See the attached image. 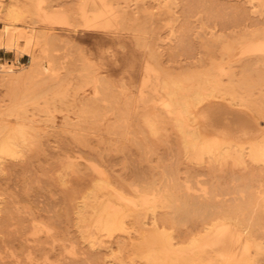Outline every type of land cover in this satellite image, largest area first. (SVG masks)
I'll return each instance as SVG.
<instances>
[{"label":"rangeland","instance_id":"374dc122","mask_svg":"<svg viewBox=\"0 0 264 264\" xmlns=\"http://www.w3.org/2000/svg\"><path fill=\"white\" fill-rule=\"evenodd\" d=\"M83 9L91 16L98 14L102 20L97 18L103 24L97 28H86ZM58 11L67 13L68 23L51 19L54 18L52 13ZM115 13H118L117 18ZM11 30L16 38L9 42ZM262 43L264 0H0V126L6 125L13 130L21 122L26 126L23 127L25 133L20 136L22 140L19 139V153H0V183L1 186H11L9 189L17 192L18 204L22 205L20 217L27 226L48 222L54 227L56 224L57 228L51 234L34 233L35 237H40L37 240L29 231H13L11 237L9 231L7 235V231L1 232L0 229V264H146L150 261L147 260V252H160L159 257L161 253L168 256L167 259L163 257L164 261L161 257L163 262L158 260L156 264H179L182 254L194 252H200V255L205 252L201 257H207H203L198 264H206V261L219 264V261L214 263L217 260H221V264H237L238 261L241 264H264V202L261 201L263 199L258 202L259 198H264L261 194L264 193ZM33 62H37L33 67L35 70H31ZM25 68L28 70L25 71ZM3 73L11 75L12 79H3ZM18 73L19 76H15ZM199 79L201 83H207H202L204 94L197 100L191 91L201 85ZM215 79L220 82L214 83ZM179 87H182V92ZM169 91L178 95L172 96ZM180 92L181 95L187 94L185 99L179 97ZM179 100L191 101L192 105H188L191 113H181L185 106ZM171 101L176 104L171 105L175 106L173 109L169 105ZM182 104L184 107L181 109ZM182 117L186 121H182ZM181 127L184 129L181 130ZM187 128L195 131L196 135L185 130ZM216 139L221 140L216 141L220 148L229 140L244 145L243 158L240 156L243 160L237 159V152H234L233 158L237 157L240 161L233 159L232 155L227 157L223 149L222 154L219 153L218 147L214 148L217 151L210 153L214 149L210 150L208 144ZM192 140L196 146L192 145ZM252 144L259 146L257 150ZM204 147L209 151H201ZM254 151L263 161L258 160L259 156ZM251 153H254V158ZM167 176L170 180L172 178V183H166L169 180ZM147 182L148 186L152 185L150 190L153 187L151 193L145 186ZM99 184L130 186L125 192L131 196L135 208L126 213L132 215L124 216L127 223L124 222V229L127 230L102 231L100 239L103 240L96 244L86 237L85 241L84 236H80V230L77 231L78 225L72 221L73 204L64 197L66 192L63 188L67 191L77 186L80 189L79 185ZM166 185L176 190L180 188L174 201L168 202L165 194L162 195ZM248 187L252 190L250 193ZM157 188L161 195L156 192ZM207 189L210 192L205 191ZM186 190L197 196L189 192V196L192 193L189 197L180 192ZM1 191L0 203L4 198ZM211 192L217 198L206 194ZM134 193L138 196L142 194L145 199L138 200ZM203 193L205 197L201 196ZM250 194L253 195L248 199ZM149 196L152 198L149 199ZM153 196L156 202L151 200ZM187 199L192 200L188 202ZM194 199L195 204V201L192 202ZM250 199L254 202V206L251 205L253 212L244 206L251 204L248 202ZM145 200L147 206L151 204L149 209L144 204ZM163 202L167 208L163 207ZM172 202L179 205L176 209L180 208L181 212H186L185 208L192 209H188L191 217L188 213L176 212L175 207L170 205ZM200 204L201 208L205 205L202 209L207 211L200 210V207L193 210ZM71 205V209H67ZM211 205L216 208L212 209ZM218 205L227 209L228 213L220 211ZM152 206H156L155 212L150 210ZM136 208H141L137 209L139 213ZM197 209L206 216L204 219H201V213L197 212L201 217L195 215ZM212 210H216L214 214L220 215L222 221L213 216ZM172 211L179 217L174 216L177 214ZM162 216L179 218L178 221H184L185 225L181 223V229L175 230L169 226H165L164 230L161 226L158 236L155 234L153 238L150 235L154 231V220L162 223ZM230 216L236 220L229 221L232 219ZM202 220H206L205 224L212 222L215 230L205 233ZM171 230L175 236L179 231L181 234L173 238L176 245L172 246L165 242L172 235ZM220 232L223 233L222 238H216ZM147 233H150L149 239ZM52 234H55L54 237ZM1 235L8 237L5 239ZM193 237L195 239L191 241ZM160 239H165L164 243H160ZM205 241H209L208 245ZM158 243L161 245L158 246ZM193 243L199 246H193ZM164 244L168 246L164 247ZM147 246H153V249L148 250ZM177 246L180 249H176ZM212 258L216 260L212 261ZM151 262L147 264H155Z\"/></svg>","mask_w":264,"mask_h":264},{"label":"bare ground","instance_id":"6f19581e","mask_svg":"<svg viewBox=\"0 0 264 264\" xmlns=\"http://www.w3.org/2000/svg\"><path fill=\"white\" fill-rule=\"evenodd\" d=\"M174 2V1H173ZM110 3V2H109ZM163 5V4H162ZM111 7V6H110ZM110 7H109V9H110ZM171 7V6H170ZM106 8V7H105ZM103 12V11H102ZM109 13V12H108ZM82 14H83V17H84V26L86 27V28H92V27H96L97 28V26H99V25H102L103 23H102V21H100V20H102V19H100L98 16V14H97V16H96V14H92L93 16H91L90 14H88L84 9H83V12H82ZM106 14V13H105ZM116 14V18H117V14L118 13H115ZM122 15V14H121ZM50 17V16H49ZM52 17H54V18H51V19H53V21H60L61 23L64 21V23L66 24V23H68V15H67V13L65 12V11H58V12H54V13H52ZM100 19V20H98V18ZM115 19V18H114ZM110 20V19H109ZM172 20V19H171ZM170 20V21H171ZM238 20V19H237ZM67 21V22H66ZM108 21V20H107ZM112 21V20H111ZM106 22V21H105ZM109 22V21H108ZM117 23V22H116ZM101 27V26H100ZM230 27V26H229ZM111 28V27H110ZM220 28V27H219ZM112 29H113V27H112ZM248 29V28H247ZM239 30V29H238ZM12 31V30H11ZM212 32V31H211ZM9 33V32H8ZM200 34V33H199ZM211 36V35H210ZM221 36V35H220ZM255 37V36H254ZM259 37H261V35L259 36ZM15 38H16V34H14L13 33V31L12 32H10L9 34H8V41L9 42H12V41H14L15 40ZM134 38V37H133ZM205 40V39H204ZM262 42H263V40H261ZM260 44V43H259ZM263 45H264V43H262ZM261 44V45H262ZM260 45V46H261ZM138 46V45H137ZM141 46V45H140ZM258 46V45H257ZM261 47H263V46H261ZM259 50H260V48H259ZM261 52V51H260ZM148 58V57H147ZM35 62V61H34ZM34 62H33V64L31 65V70L32 69H34L35 70V68H33V67H36V63L34 64ZM190 62V61H189ZM35 65V66H34ZM96 66V65H95ZM29 67V66H28ZM26 69L27 68H25V71H26ZM30 69V68H29ZM3 70H5V69H3ZM28 70V69H27ZM37 70V69H36ZM24 71V70H23ZM22 71V72H23ZM30 71V70H29ZM21 72V73H22ZM31 72H34V71H31ZM31 72H27V74H30ZM5 73H6V70H5ZM5 73H3L2 74V78L3 79H9V78H11L12 79V77H11V75H7V74H5ZM35 73V72H34ZM27 74H24L25 76L27 75ZM19 76V73L18 74H15V76ZM22 76H23V74H21ZM20 75V76H21ZM17 76V77H18ZM22 76H21V78H22ZM24 76V77H25ZM17 77H15V78H17ZM27 77V76H26ZM208 77V76H207ZM14 78V77H13ZM14 78V79H15ZM19 79H20V77H19ZM204 79V78H203ZM206 79V78H205ZM204 79V80H205ZM200 80V79H199ZM209 80V79H208ZM216 80H218V79H215V80H213V82L214 83H216V82H218V81H216ZM216 81V82H215ZM220 82V81H219ZM218 82V83H219ZM148 83V82H147ZM199 83L201 84L199 87L197 86V88L196 89H194L193 91H191V93H192V95H193V97L195 98V99H197V100H199V99H201L202 97H203V94H204V89H205V87L203 88L202 87V83H203V81H202V83H201V80L199 81ZM204 83H207V81H205ZM203 83V84H204ZM146 84V83H145ZM211 84H212V82H211ZM125 85V84H124ZM214 85V84H213ZM217 86V85H216ZM216 86H214V87H216ZM181 88L182 87H179V89H180V91H181ZM186 89V88H185ZM216 90L217 89H219V88H215ZM187 90V89H186ZM175 91V90H174ZM187 91H189V90H187ZM172 92H173V90H172ZM182 92V91H181ZM181 92H180V96L179 97H181V99L183 100V98L185 99V97L184 96H186L187 94H184V95H181ZM184 92V91H183ZM190 92V91H189ZM169 93H171V91H169ZM186 93V92H185ZM210 93V92H209ZM172 94V96H174V94L175 95H178V94H176V93H171ZM170 94V95H171ZM183 94V93H182ZM169 95V96H170ZM171 96V97H172ZM190 96H191V94H190ZM206 97V96H205ZM168 98H170V97H168ZM177 98V97H176ZM187 98V97H186ZM180 99V98H179ZM172 100L175 102V100H174V98H172ZM182 100H179V101H182ZM170 102V101H169ZM183 102V104H184V106H183V104H182V107H180L181 109L184 107V110L183 111H181V113H183L184 111L185 112H187V111H189V109H188V105H190V103H191V101L189 100V102L190 103H188V100H184V101H182ZM176 104L178 103L177 101L175 102ZM172 104H174L172 101H171V104H169L170 106L172 105ZM176 104H174V105H176ZM168 105V104H167ZM173 105V107L171 106H168V109H170V108H174L175 106ZM192 105V104H191ZM190 105V106H191ZM181 106V105H180ZM170 107V108H169ZM189 108H191V107H189ZM170 111H171V109H170ZM175 111V110H174ZM173 112V111H172ZM189 113H191V111H189ZM188 113V114H189ZM185 114V113H184ZM183 114V115H184ZM187 114V113H186ZM182 115V114H181ZM182 115V116H183ZM186 116H188V115H186ZM181 117V116H180ZM186 121V119H183V117H182V121ZM177 122V121H176ZM184 123V122H183ZM186 123V122H185ZM188 123V122H187ZM0 124H2V123H0ZM20 123H18L16 126H14V127H16L15 128V130H13V129H8V127L6 126V125H1L0 127H1V129H0V153H7L8 155L9 154H15V153H19V145H20V142H19V139H20V136L22 135L23 136V133H25L24 132V128H26V126L25 125H23V123L21 122V125H19ZM181 125H182V123H181ZM180 125V126H181ZM185 125V124H184ZM183 125V126H184ZM189 125L187 124V127H188ZM24 127V128H23ZM182 128V127H181ZM186 128V127H185ZM184 129V127L181 129V130H183ZM185 130H188V132L189 133H192V134H195L196 135V132L195 131H193V130H191V129H185ZM184 130V131H185ZM26 131H28V130H26ZM27 133V132H26ZM26 135V134H25ZM24 135V136H25ZM189 135V134H188ZM200 135V134H199ZM198 136V135H197ZM22 138V137H21ZM24 138V140L26 139V137H23ZM186 138V137H185ZM199 138V137H198ZM20 140H22V139H20ZM23 140V141H24ZM187 140V139H186ZM185 140V141H186ZM193 140H195V139H193ZM192 140V142L194 143H192V142H190V145H191V143H192V145H195V141H193ZM196 140L198 141V140H200V139H197L196 138ZM217 140H219V139H216V140H214V141H212V142H210L209 143V141H208V148L210 149V150H212V149H214V148H220L219 146H221V145H219V143L218 142H216ZM184 141V140H183ZM190 141V140H189ZM201 141V140H200ZM204 141L205 140H203V144H204ZM220 142H221V140H219ZM224 141H226V140H224ZM187 142V141H186ZM197 143V142H196ZM218 143V144H217ZM225 143V142H224ZM255 143V142H254ZM253 143V144H254ZM258 143V142H257ZM198 144H201V143H199L198 142ZM252 144V145H253ZM93 145V144H92ZM202 145V144H201ZM251 145V146H252ZM255 145V144H254ZM253 145V146H254ZM187 146H189V143L187 142ZM196 146V145H195ZM194 146V147H195ZM222 146H223V144H222ZM199 147V146H198ZM202 147H203V145H202ZM257 147H259V146H254V149L256 148V150H257ZM206 147H204V148H202L201 149V151L204 149V150H208V148H206ZM200 149V148H199ZM221 149H223L222 151L223 152H227V157H228V155H232V158H233V155L235 156V154H234V152H237L238 154H236L237 156H239L237 159H241V160H243L242 158H243V154H244V149H245V147H244V145H239V144H234V143H232L230 140H229V142H227L222 148H220V150H219V153H221L222 154V151H221ZM185 150V149H184ZM264 150V149H263ZM209 151V150H208ZM214 151H217V149L215 150H213L212 152H210V153H213ZM252 151V150H251ZM204 152V151H203ZM206 152V151H205ZM204 152V153H205ZM253 152V151H252ZM255 152V151H254ZM229 153V154H228ZM243 153V154H242ZM260 153V152H259ZM1 154V155H2ZM21 154V153H20ZM220 154V155H221ZM224 154V153H223ZM240 154V155H239ZM253 154L254 153H251V157H255V156H253ZM255 154L257 155V156H259L258 157V160H262L263 161V159H260V155L258 154V152L256 153L255 152ZM0 155V156H1ZM4 155V154H3ZM15 155H17V154H15ZM106 156H107V154H106ZM219 156V155H218ZM240 156H242V158H240ZM223 157V156H222ZM224 157H225V155H224ZM231 157V156H230ZM5 158V157H4ZM15 158V157H14ZM20 158V157H19ZM18 158V159H19ZM24 158V157H23ZM236 158H233V159H235L236 161H240V160H237ZM264 158V157H263ZM0 159H2V156L0 157ZM16 159V158H15ZM30 159V158H29ZM4 160V159H3ZM34 160V159H33ZM35 160H37V159H35ZM7 161V160H6ZM27 161H29V160H27ZM31 161V160H30ZM21 162H22V158H21ZM7 163H9V162H7ZM27 163V162H26ZM37 163V162H36ZM100 163V162H99ZM6 164V163H5ZM29 164H31V163H29ZM33 164V163H32ZM38 164H39V162H38ZM111 164V163H110ZM2 165V164H1ZM4 165V164H3ZM2 165V166H3ZM13 165V164H12ZM15 165V164H14ZM21 165V164H20ZM102 165V164H101ZM6 165H4V167H5ZM8 166V165H7ZM23 166V165H22ZM31 166V165H30ZM114 166V165H113ZM59 167V166H58ZM87 167V166H86ZM8 168V167H7ZM16 168V167H15ZM29 168V167H28ZM2 169H3V167H2ZM9 169V168H8ZM94 169V168H93ZM4 170V169H3ZM84 170V169H83ZM86 170V169H85ZM81 171V170H80ZM144 171V170H143ZM25 173V172H24ZM33 173V172H32ZM61 173V172H60ZM85 173V172H84ZM172 173V172H171ZM16 174H17V172H16ZM47 174V173H46ZM7 175V174H6ZM18 175V174H17ZM23 175V174H22ZM104 175V174H103ZM114 175V174H113ZM124 175V174H123ZM126 175V174H125ZM175 175V174H174ZM13 176V175H12ZM63 176V175H62ZM65 176V175H64ZM102 176V175H101ZM121 176V175H120ZM141 176V175H140ZM14 177V176H13ZM84 177V176H83ZM123 177V176H122ZM130 177V176H129ZM142 177V176H141ZM168 177V176H167ZM4 178V177H3ZM12 178V177H11ZM21 178V177H20ZM166 178V177H165ZM169 178V177H168ZM167 178V179H168ZM97 179V178H96ZM134 179V178H133ZM142 179H144V178H142ZM146 179V178H145ZM166 179V180H167ZM22 180V179H21ZM34 180V179H33ZM32 180V181H33ZM171 180H172V178H171ZM170 178H169V180L168 181H166V183H169L170 181ZM176 180V179H175ZM175 180H173V181H175ZM1 181V180H0ZM22 181H24V180H22ZM65 181V180H64ZM98 181V180H97ZM103 181V180H102ZM107 181V180H106ZM126 181V180H125ZM136 181V180H135ZM148 181V180H147ZM28 182V181H27ZM61 182V181H60ZM78 182V181H77ZM96 182V181H95ZM99 182V181H98ZM97 182V183H98ZM131 182V181H130ZM146 182V181H145ZM164 182V181H163ZM176 182H178V181H176ZM176 182H174V184L176 183ZM34 183V182H33ZM79 183V182H78ZM134 183H136V182H134ZM150 183V182H149ZM170 183H172V182H170ZM95 184V183H94ZM111 184V183H110ZM152 184H154L153 183V181H152ZM163 184V183H162ZM162 184H161V186H162ZM165 184V183H164ZM2 185V183H0V186ZM25 185V184H24ZM28 185V184H27ZM77 185V184H76ZM100 185V184H99ZM99 185H97V186H80L79 185V187H80V189H78V186L77 187H75L76 188V190H75V188L74 189H72V190H67L66 191V188L64 189L63 188V190H65V192L66 193H64L66 196H64L68 201H70L71 202V204H73V207H72V205L70 206V208H68L67 207V209H71V207L73 208V213H72V215H73V217H72V219L74 218V220H72L73 221V223H74V221H75V223L78 225V230L77 231H79L80 230V233L82 234H80V236H84V239H85V241H86V238H88L89 239V241H93V243L95 242H99L100 243V240L102 239H100V236H101V233H102V231L104 232V231H107V232H112V231H114L115 229H124L125 228V221H124V219L126 218V217H124V216H127V215H132V214H127L126 215V213L128 212V213H131V211H133V209L135 208L134 206H132L133 204H134V202H133V200H132V198H131V196H128V195H126V192H125V190L128 188V187H130V186H99ZM118 185V184H117ZM139 185V184H138ZM137 185V188H139V186ZM148 186V182L147 183H145V186ZM150 185V184H149ZM157 185V184H156ZM170 185V184H169ZM172 185V184H171ZM176 185H179V183L178 184H176ZM176 185H175V188H176ZM63 186V185H62ZM143 186V185H142ZM141 186V187H142ZM150 186H152V185H150ZM150 186H148V187H146V188H150ZM154 186V185H153ZM159 186V185H158ZM164 186V185H163ZM167 186V185H166ZM165 186V187H166ZM2 187V188H1ZM0 187V189L2 190L1 192L2 193H4V198H3V200L1 201V203H0V224H1V227H0V229H2V231L1 232H4V231H7V233H5V234H7L8 235V233L10 232V235L9 236H11V233L13 232V231H16V232H18V231H29V232H32L31 234H33V238L36 236H34V233H39V232H45L46 234H48V233H50L51 234V232L53 233L54 231H55V229H57L56 228V224H55V220L57 219H55V220H53L54 222H53V224H55V227L53 226V225H49V223L48 222H46L45 223V225H40L39 224V222H38V224H39V226H35L34 224L33 225H31V226H27L23 221L24 220H22V218L20 217L21 215H20V208H22L21 206V204H20V207L18 206L19 204H18V202H19V198L17 197V192H15V191H13V190H10L9 188L11 187V186H1ZM64 187H66V186H64ZM69 188H70V186H68ZM67 187V188H68ZM133 187H134V185H133ZM160 187V186H159ZM178 187V186H177ZM218 187V186H217ZM220 187V186H219ZM232 187V186H231ZM20 188V187H19ZM72 188V187H71ZM145 187H142V189L143 190H145L144 189ZM156 188V187H155ZM154 188V189H155ZM164 188V187H163ZM163 188H161L162 190H163ZM174 187H169V186H167V188H164V192L165 193H162V195L163 194H165V197L164 198H166V201H174L178 196H176L177 194H175L180 188L178 187L177 189L178 190H176V189H173ZM26 189V188H25ZM44 189V188H43ZM50 189V188H49ZM135 189V188H134ZM141 189V188H140ZM191 189V188H190ZM206 189V188H205ZM214 189V188H213ZM215 189H216V187H215ZM218 189V188H217ZM246 189V188H245ZM248 189L250 190V187H248ZM261 189H263V188H261ZM48 190V189H47ZM52 190V189H51ZM150 190V189H149ZM152 191H153V187H152V189H151ZM151 190L149 191V193H151ZM182 190V189H181ZM209 189H207V190H205V191H208ZM249 190H246V193L249 191ZM253 190H255V189H253ZM257 190V189H256ZM255 190V191H256ZM258 190H259V188H258ZM257 190V191H258ZM137 191H140V190H137ZM148 191V190H147ZM162 191V192H163ZM213 191H215V190H213ZM233 191V190H232ZM245 191V190H244ZM252 190H250L249 191V193L251 192ZM263 192H264V190H262ZM131 192V191H130ZM156 192H158V193H160V195H161V191L157 188V191ZM181 193H183V195H184V193H186L187 194V196H189L188 195V193L189 192H192L191 190L187 193V190H186V192H182V191H180ZM179 192V193H180ZM208 192H210V191H208ZM218 192V191H217ZM254 192V191H253ZM260 192H261V190H260ZM259 192V193H260ZM20 193V192H19ZM140 193H144V191L142 192H140ZM154 193H155V191H154ZM178 193V194H179ZM193 193V192H192ZM192 193L190 194V196L189 197H191L192 196ZM205 193V192H204ZM202 194L201 196H204V195H208V194H210L211 196H213L212 195V192L211 193H206V194ZM249 193H247V194H249ZM256 195L258 194V193H256V192H254ZM253 193V194H254ZM28 194H30V193H28ZM194 194V193H193ZM247 194H246V196H247ZM253 194H250V195H248V199L250 198L249 196H252ZM254 194V195H255ZM261 194H264V193H262L261 192ZM132 195H133V193H132ZM134 195H136V193H134ZM182 195V196H183ZM214 195H216V194H214ZM217 195H218V193H217ZM220 195V194H219ZM260 195V194H259ZM21 196V195H20ZM63 196V195H62ZM138 195H136V197H137ZM139 196H141V198L139 197ZM138 196V200H140V199H142L143 197H142V194L141 195H139ZM157 196V195H156ZM194 196H197V194L195 195L194 194ZM201 196H199L200 197V199H201ZM258 196V195H257ZM257 196L255 197V199L257 198ZM144 197H146V196H144ZM148 197V196H147ZM150 197L151 196H149V199H150ZM163 196H161V198H162ZM205 197V196H204ZM203 197V198H204ZM207 197V196H206ZM213 197H215V196H213ZM254 197V196H253ZM262 197V196H261ZM152 198V197H151ZM154 198H155V196H153V199H151V200H154ZM158 198V197H157ZM198 198V197H197ZM210 198V197H209ZM215 198H217V197H215ZM252 198V197H251ZM136 199V201H138ZM143 199H145V198H143ZM148 199V198H147ZM156 199V198H155ZM159 200H160V198H158ZM184 199H185V196H184ZM205 199V198H204ZM213 199V198H212ZM245 199V198H244ZM247 199V198H246ZM245 199V200H246ZM247 199V200H248ZM260 199H263L264 200V198L262 197V198H259L258 199V202H259V200ZM22 200V199H21ZM60 200V199H59ZM73 200H74V202H73ZM157 200V199H156ZM158 200V201H159ZM161 200H163V199H161ZM182 200H183V198H182ZM186 200V199H185ZM190 200H192V199H187V201L189 202ZM199 200V199H198ZM208 199H206V201H207ZM226 200V199H225ZM224 200V201H225ZM244 200V201H245ZM257 200V199H256ZM263 200H261L262 202H264ZM141 201V200H140ZM143 201V200H142ZM148 201V200H147ZM155 201V200H154ZM153 201V202H154ZM157 201V202H158ZM163 201H165V199L163 200ZM177 201V204H178V200H176ZM184 201V200H183ZM195 201V199L192 201V202H194ZM204 201V200H203ZM223 201V202H224ZM253 201V200H252ZM252 201H251V199L248 201V202H251V204L249 205V203H247V201L245 202V203H247L248 204V206H254V202L252 203ZM255 201V200H254ZM73 202V203H72ZM149 202V201H148ZM151 202V201H150ZM156 202V201H155ZM154 202V203H155ZM187 202V203H188ZM192 202H190L191 204H192ZM200 202L202 203V200H200ZM205 202V201H204ZM220 202V201H219ZM243 201H241V203H242ZM136 203V202H135ZM152 203V202H151ZM153 203V204H154ZM160 203H161V201H160ZM164 203V202H163ZM196 203V201L194 202V204ZM198 203H199V201H198ZM209 203V202H208ZM211 203V202H210ZM225 203V202H224ZM233 203H236L235 201L233 202ZM244 203V204H245ZM67 204V203H66ZM144 204L146 205V200L144 201ZM152 204V205H153ZM162 204V203H161ZM165 205L163 206L164 208H167V207H165L166 206V203H164ZM172 204V205H171ZM173 204H175V202L173 203H170V205L172 206V207H175V209L177 208L178 209V206L179 205H177V204H175V205H173ZM185 204V203H184ZM193 204V205H194ZM204 204V203H203ZM237 204H239V203H237ZM236 204V205H237ZM151 204H149V206H147V208L148 207H151L150 206ZM158 205H160V204H158ZM167 205H169V203H167ZM207 205V204H206ZM213 205V204H212ZM212 205L210 206L212 209H213V207H215V206H213L212 207ZM228 205H229V202H228ZM241 205H243V203L241 204ZM136 206H137V203H136ZM138 206H139V204H138ZM171 206H170V208H171ZM203 206H205V205H203ZM203 206H202V208H203ZM219 206V205H218ZM227 206V205H226ZM239 206H240V204H239ZM238 206V207H239ZM245 207H247V208H249V210H250V212H253V211H251V208H253L254 209V207H248L247 205H244ZM257 206V205H256ZM258 206H260V207H262L263 208V206H264V204H263V206H261V205H258ZM145 207V206H144ZM198 207H200L201 208V204H200V206H198L197 205V207H193V210H194V208L196 209V208H198ZM210 207L208 206V208L210 209ZM221 207V205L218 207L219 208V210L220 209H222V208H220ZM231 207V206H230ZM233 207H234V204H233ZM133 208V209H132ZM143 208V207H142ZM154 208H156V206L154 207ZM153 208V206H152V208H150V210L151 209H153V212H155V209ZM199 208V209H200ZM200 209V210H205V211H207V209ZM206 208V207H205ZM216 208V207H215ZM24 209V208H23ZM61 209V208H60ZM137 209L138 208H136L135 210H136V212H138L137 211ZM139 209H141V208H139ZM138 209V210H139ZM149 209V208H148ZM176 209V210H177ZM188 209H190V208H185V211L186 212H183V214L185 213V214H187V215H190L189 213H191ZM258 209H259V207H258ZM134 210V211H135ZM181 209L179 208V210H177L176 212H180V213H182L181 211H180ZM188 210V211H187ZM190 210H192V209H190ZM218 210V209H217ZM222 210H224V211H226L225 209H222ZM240 209L238 208V211H239ZM242 210H244V209H242ZM248 210V209H247ZM248 210V211H249ZM255 210H257V207H256V209ZM59 211V210H58ZM66 211V210H65ZM71 211V210H70ZM70 211H66L67 213H70ZM71 211V212H72ZM130 211V212H129ZM216 211V210H215ZM214 210H212V212H213V216L214 215H216V214H214V213H216ZM221 211V210H220ZM223 211V212H224ZM246 211V210H245ZM245 211H242V213L243 212H245ZM259 211H261V210H259ZM262 211L264 212V209H262ZM29 212V211H28ZM60 212H61V210H60ZM65 212V213H66ZM173 212V211H172ZM175 211L173 212V213H176ZM201 213V211L199 212V210L197 209V211L195 210V213ZM210 213H211V210L209 211ZM207 213V214H210V213ZM219 212V211H218ZM227 213H228V211H226ZM225 212V213H226ZM231 212V211H230ZM235 212V211H234ZM133 213H135V212H133ZM139 213V212H138ZM178 213H176L177 215H175L174 214V216H176V217H179L178 216ZM194 212H193V214H195ZM195 214L196 216H198L199 214ZM238 213V212H237ZM256 213H257V211H256ZM141 214V213H140ZM170 214V213H169ZM183 214H182V216H183ZM201 214H203V213H201ZM212 214V213H211ZM210 214V216H212ZM260 214V213H259ZM258 214V215H259ZM27 215V214H26ZM37 215V214H36ZM40 215V214H39ZM136 215V214H135ZM143 215V214H142ZM142 215H139L140 217H142ZM161 215V213L159 214V216ZM163 215V214H162ZM166 215H167V212H166ZM224 215V214H223ZM235 215H240V214H235ZM234 215V216H235ZM246 215V214H245ZM254 215V214H253ZM263 215V214H262ZM23 216V215H22ZM133 216H134V214H133ZM137 216V218H139L138 217V214L136 215ZM159 216L157 215V218H159ZM169 216H171V214L169 215ZM172 216H173V214H172ZM200 216V215H199ZM202 216V218L201 219H204L206 216L203 214V215H201ZM200 216V217H201ZM217 216V215H216ZM220 216V215H219ZM219 216H217V217H219ZM233 216V215H232ZM241 216V215H240ZM242 216H244V215H242ZM257 215L255 214V217H256ZM52 217H53V215H52ZM68 217L70 218V216H69V214H68ZM135 217V216H134ZM164 216H162V217H160V220L163 218ZM176 217H174V218H176ZM190 217H191V215H190ZM189 217V218H190ZM204 217V218H203ZM215 217V216H214ZM227 217V216H226ZM231 217V216H230ZM246 217V216H245ZM24 218V217H23ZM29 218V217H28ZM34 218V217H33ZM32 218V219H33ZM50 218V217H49ZM137 218L135 219L136 221H137ZM172 218V217H171ZM171 218H163V222L161 223V221H159L158 220V222H156L155 220H154V224H155V226H154V228L152 227V229H154V231L151 229V227L149 228V229H151L152 231V233H151V235L150 236H154L153 238H155L156 236H158L157 235V233H159L160 232V230L162 229V228H159V227H167V226H169L168 228H171V229H173V230H175V229H177V228H179V229H181V227H180V224L181 223H183L184 224V221H182L181 223H180V221H178V219L179 218H176V219H171ZM221 218H223L222 216H221ZM232 218V217H231ZM234 218V217H233ZM233 218L231 219V220H229V221H234V220H236V219H234L233 220ZM240 218V217H239ZM37 219V218H36ZM51 219V218H50ZM140 219V218H139ZM154 219V218H153ZM152 219V220H153ZM181 219V218H180ZM191 219V218H190ZM219 219H220V217H219ZM224 219H226L227 220V218H224ZM230 219V218H229ZM253 219V218H252ZM255 219V218H254ZM26 220V219H25ZM33 220H35V219H33ZM134 220V221H135ZM142 220V219H141ZM140 220V221H141ZM194 221L195 220H197V219H193ZM193 220H192V222H193ZM209 220H211V219H209ZM221 220V219H220ZM247 220V219H246ZM256 220V219H255ZM199 220H197V222H198ZM213 221V220H212ZM222 221V220H221ZM223 221H225V220H223ZM229 221H227L228 223H230ZM237 221L239 222V220L237 219ZM237 221H235L236 223H237ZM258 221H259V219H258ZM260 221H262V219L260 220ZM264 221V220H263ZM36 222H37V220H36ZM50 222V221H49ZM125 222V223H124ZM145 222V221H144ZM191 222V221H190ZM191 222V223H192ZM202 222H204L203 220H202ZM205 222H206V220H205ZM205 222L204 223H202V224H204V231H205V233L207 232V233H212L215 229H214V224L212 223V222H208V223H206L205 224ZM249 222V221H248ZM51 223V222H50ZM67 223V222H66ZM195 223V222H194ZM233 223V222H232ZM235 223V224H236ZM246 223V222H245ZM250 223V222H249ZM248 223V224H249ZM253 223V222H252ZM255 223H257V221L255 222ZM264 223V222H263ZM15 224V225H14ZM37 224V223H36ZM127 224V223H126ZM153 224V225H154ZM183 224H182V226H183ZM193 224V223H192ZM191 224V225H192ZM196 224V223H195ZM242 224V223H241ZM241 224H239V225H241ZM248 224H247V226H248ZM261 224V223H260ZM260 224H258V225H260ZM13 225V226H12ZM185 225V224H184ZM197 225V224H196ZM199 225H200V223H199ZM238 225V226H239ZM58 226V225H57ZM131 226V225H130ZM134 226V225H133ZM139 226V225H138ZM141 226V225H140ZM193 226V225H192ZM202 226V225H201ZM246 226V225H245ZM245 226H242V227H245ZM128 227V226H127ZM196 227V226H195ZM241 227V226H240ZM251 227V226H250ZM255 226H253V228H254ZM175 228V229H174ZM187 229H188V227H186ZM186 228H184V230L186 229ZM190 228V230H191V226L189 227ZM201 228V227H200ZM264 228V227H263ZM119 229V230H120ZM160 229V230H159ZM252 229V228H251ZM257 229V228H256ZM63 230V229H62ZM124 230H127V229H124ZM123 230V231H124ZM142 230V229H141ZM164 230H165V228H164ZM173 230H171V232L173 231ZM182 230H183V228H182ZM200 230V229H199ZM258 230V229H257ZM9 231V232H8ZM57 231V230H56ZM73 231V230H72ZM143 231V230H142ZM148 231V230H147ZM150 231V230H149ZM192 231V230H191ZM240 231H241V229H240ZM244 231V230H243ZM248 230H246V232H247ZM250 231H252V230H250ZM254 231V230H253ZM256 231V230H255ZM261 231V230H260ZM20 232L18 233V234H20ZM23 232V233H24ZM26 232V233H27ZM141 232V231H140ZM164 232V231H163ZM176 232V231H175ZM178 232V231H177ZM185 232H186V230H185ZM223 232V231H222ZM245 232V233H246ZM44 233V234H45ZM105 233V232H104ZM128 233H130V231L128 232ZM169 233V232H168ZM188 233V232H187ZM244 233V232H243ZM252 233V232H251ZM14 234V237L16 236L15 235V233H13ZM12 234V235H13ZM107 234H109V233H107ZM112 234V233H111ZM133 234V233H132ZM148 234V239H149V234L150 233H147ZM152 234H154V235H152ZM155 234H156V236H155ZM163 234V233H162ZM166 234V233H165ZM165 234H163V235H165ZM176 234V233H175ZM198 234V233H197ZM2 236V237H8V236ZM39 235H40V233H39ZM53 235H55V234H52L51 236H53ZM58 235V234H57ZM120 235V234H119ZM159 235H161V234H159ZM180 231L178 232V234L175 236L174 234H173V232H172V235L170 234V238H168L167 240L168 241H165L168 245H176L175 244V242H173V238L174 237H180ZM18 236V235H17ZM22 236H23V234H22ZM21 235L20 236H18V238L20 237H22ZM50 236V235H49ZM140 236V235H139ZM222 236H223V233H219L218 235H216V238H222ZM253 236V235H252ZM252 236H250V237H248L249 239L252 237ZM12 237V236H11ZM54 237V236H53ZM86 237V238H85ZM123 236H121V238H122ZM132 237V236H131ZM138 237V236H137ZM205 237V236H204ZM254 237V236H253ZM36 238H40V237H35V239ZM46 238H49L48 236L46 237ZM83 238V237H82ZM98 238H99V240H98ZM152 240H153V238L152 237H150ZM161 238V237H160ZM6 239V238H5ZM29 239V238H28ZM74 239V238H73ZM119 239V238H118ZM147 238H145V240H148ZM157 239H158V237H157ZM157 239H156V241H157ZM178 239V238H177ZM195 239V237H193L192 239H191V241L192 240H194ZM9 240V239H8ZM37 240V239H36ZM39 240V239H38ZM103 240V239H102ZM135 240H137L136 238H135ZM134 240V241H135ZM152 240H150V241H152ZM155 240V239H154ZM159 240V239H158ZM160 240H162V239H160ZM163 240H165V239H163ZM163 240L162 241H160V243L161 242H163ZM175 240V239H174ZM204 240V239H203ZM7 241V240H6ZM20 241H21V239H20ZM54 241V240H53ZM123 241V240H122ZM150 241H149V243H150ZM22 242L24 243V240H22ZM22 242H20V244L22 243ZM57 242V241H56ZM59 242V241H58ZM78 242V241H77ZM209 242V241H208ZM207 242V243H208ZM254 242V241H253ZM72 243V242H71ZM124 243H125V241H124ZM154 243V242H153ZM164 243V242H163ZM198 243H199V241H198ZM200 243H201V241H200ZM199 243V244H200ZM204 242H202V244H203ZM205 243H206V241H205ZM206 243V245H208ZM255 243V242H254ZM261 243V242H260ZM90 244H92V242L90 243ZM97 244V243H96ZM101 244H103L102 242H101ZM167 244H164L165 246L164 247H166V246H168ZM197 243H193V246L195 245V246H199V245H196ZM201 244V245H202ZM39 245H40V247H42L41 246V244L39 243ZM73 245V244H72ZM72 245H71V247H72ZM132 245V244H131ZM134 245V244H133ZM151 245V244H150ZM155 245V244H154ZM153 245V246H154ZM157 245V244H156ZM161 245V244H160ZM159 245V243H158V246H160ZM200 245V246H201ZM205 245V244H204ZM255 245V244H254ZM253 245V246H254ZM256 245H258V244H256ZM73 246H75V245H73ZM100 246V245H99ZM137 246V245H136ZM153 246L151 247L152 249H153ZM170 246V247H171ZM192 246V245H191ZM252 246V245H251ZM262 246V245H261ZM65 247H66V245H65ZM70 247V248H71ZM78 247V246H77ZM131 247V246H130ZM138 247V246H137ZM163 246H162V248H164ZM204 246H202V248H203ZM207 247H209V246H207ZM212 248H213V246H211ZM215 247H217V246H215ZM260 247V246H259ZM147 248H149L148 246H147ZM151 248H149L148 250H150ZM179 248V246H177V248L176 249H178ZM185 248V247H184ZM192 247H190V249H191ZM199 248V247H198ZM201 247H200V249H202ZM204 248H206V246L204 247ZM203 248V249H204ZM253 248V247H252ZM262 248V247H261ZM134 249H136V248H134ZM157 249H158V251H159V249H160V251H161V248H159V247H157ZM172 249H174V248H172ZM171 249V250H172ZM180 249V248H179ZM190 249H188L187 248V250H190ZM259 249V248H258ZM74 250H76V249H74ZM73 250V251H74ZM107 250H109V249H107ZM123 250V249H122ZM156 250V249H155ZM170 250V251H171ZM183 250H185V249H183ZM196 250H198L197 248H196ZM196 250H194V251H196ZM263 250V249H262ZM132 251V250H131ZM173 251V250H172ZM200 251V250H199ZM75 252V251H74ZM166 252H167V250H166ZM165 252V253H166ZM177 252H179V251H177ZM181 252V251H180ZM179 252V254H182V252L180 253ZM189 252V251H188ZM81 253V252H80ZM148 253V258H147V260H150V261H147L148 263L149 262H151V261H154V263L155 262H158V260H160V258H161V260H163L164 261V259H163V257H165V259H167V257H166V255H164L163 256V254L161 253V255H160V257H159V253L160 252H155V253H153V252H147ZM174 253V252H173ZM184 253H185V251H184ZM191 253V252H190ZM200 253V252H199ZM198 252L197 253H191L190 255H185V254H182L181 256H180V262L179 261H177V262H179V264H198L200 261H201V259L204 257L205 258V256H203V257H201V255H203V253H205V252H201L202 254L200 255ZM127 254H129V253H127ZM178 254V255H179ZM187 254V253H186ZM85 255V254H84ZM144 255H146L145 253H144ZM207 255V254H206ZM81 256V255H80ZM126 256V255H125ZM136 256H137V254H136ZM147 256V255H146ZM116 257V256H115ZM145 257V256H144ZM176 257H177V255H176ZM82 258V257H81ZM132 258V257H131ZM207 258V257H206ZM205 258V259H206ZM209 258H210V256H209ZM121 259V258H120ZM137 259V258H136ZM204 259V260H205ZM213 259V258H212ZM222 259V258H221ZM70 260V259H69ZM117 260V259H116ZM124 260V259H123ZM160 260V262H163V261H161ZM208 260H210V259H208ZM214 260H216V259H213L212 261H214ZM225 261H226V259H224ZM235 260V259H234ZM138 261V260H137ZM218 261H219V264H221L220 262H221V260H217V261H215L214 263H218ZM233 261V260H232ZM147 262H146V264H147ZM159 262V263H160ZM202 262H205V261H203L202 260ZM231 262V261H230ZM77 263H79V262H77ZM85 263V262H84ZM89 263V262H88ZM119 263H120V260H119ZM123 263V262H122ZM121 263V264H122ZM125 263V262H124ZM127 263H129L128 261H127ZM141 263V262H140ZM152 263V262H151ZM174 263H176V262H174ZM208 262L206 261V264H207ZM211 263H213V262H211ZM236 263H237V260H236ZM238 263H239V261H238ZM237 263V264H238ZM64 264V263H63ZM72 264H74V262L72 263ZM76 264V263H75ZM156 264V263H155ZM161 264V263H160ZM209 264V263H208ZM222 264H225V263H222ZM232 264V263H231ZM234 264V263H233ZM239 264H241V263H239Z\"/></svg>","mask_w":264,"mask_h":264}]
</instances>
